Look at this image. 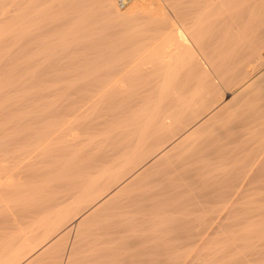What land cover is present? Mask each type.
<instances>
[{
    "label": "bare ground",
    "instance_id": "obj_1",
    "mask_svg": "<svg viewBox=\"0 0 264 264\" xmlns=\"http://www.w3.org/2000/svg\"><path fill=\"white\" fill-rule=\"evenodd\" d=\"M88 1L90 0H57L55 5L57 4L58 7L63 9L61 15L59 13V16H60L59 18L62 17L63 19L67 20L68 23H70L71 25V26L69 25L67 26L69 27H72V25L74 26L75 25L74 23L77 22L78 18H80L79 13L77 14V12L78 11L80 12V10L82 9L81 10L82 13H80V15H84V13L86 12L83 11V9L86 8L85 5L86 3H88ZM92 1H94V3L97 4L95 9L96 10L98 9L102 13V16H103L102 18H104L106 22L107 21L109 23L112 22L113 23V24L111 23L112 28L114 27L113 25H115V31H118V29H116L118 28V26H120V29L122 28L123 30H126V31H123L127 33L125 37L128 36L130 38H124V39H127L129 41L131 40V38L134 37L135 39L139 38L140 40H144L145 43L142 44L137 49H133L127 53L124 52L125 53L124 55H122L121 52L123 50L121 49L125 48V47H122L125 44L122 46L120 45L122 47L120 49V54L122 56L117 55L116 58L115 56H113L114 59L113 57L110 58L111 56L110 57L108 56L109 57L108 59L109 60L111 59L112 61L111 60L109 61L108 59H107L108 61L106 60L107 56L103 52V49L102 51H100V53L102 52L101 54L98 53L99 50L97 51L98 54L96 55H94L93 53H90L93 55V58H92V55H91V58L90 56L87 57L89 58L90 62H88L87 59L83 57L85 59L83 63L87 61L88 64L94 63L93 61L95 59L94 58L95 56H97L96 58H98V55H101L102 57L101 56L99 57H101L102 59L99 58V63L97 59V62H95L97 64L95 63L93 65L90 64V66H92L91 68L86 63L85 69L86 70L89 69L88 70L89 73H87L88 71L87 72L84 71V73L87 75L83 77L84 80L83 78L81 79L82 82L78 80L80 82L79 83L77 82V80H75L77 84L79 83L77 87L79 86L78 90L80 91V93H81V89H83L86 92L81 93L83 94L81 96L79 95L80 94L79 91H78L79 94H77V92L75 91V93L81 97L78 98V100H75V102L73 103L74 104L73 107L71 106L72 108H70L69 104L66 103V105L69 106L68 108H70L68 110L65 107L66 105L64 104V107L66 108L67 113L66 111L60 112L66 115L65 116L63 114V116L65 117L62 116V118H66L68 117V115H70V116H73L71 120L72 119L74 120L75 117H77L78 115L80 116L81 114L86 112V110H89V108H90V112L94 111L93 109L95 107L93 106L94 107L93 108L91 107V105H93V103L95 104L96 102H98L99 106L101 103H103L102 105L104 106L103 107L104 109L99 110L100 107L98 109L95 108V111H96L95 117L94 118L91 117L92 119L85 121V122L84 121L79 122L81 124H79L75 120L76 123L74 122L75 124L74 123L73 124L77 126L76 124L78 123L79 127L77 126V128H79L80 132H82L81 135H83L84 133L86 135L90 134L89 137H85L86 135L84 134L83 138H79L80 136H79L78 131L77 133L71 132L72 130L74 131V129L70 131L71 132L69 133L70 135L67 133L68 136L66 140H69L70 144L68 143H67L68 145L64 144L65 146L61 148L64 149L65 147H68L66 149H69L70 152L72 153H70L68 150L67 152L69 154L68 156H66V158L67 157L68 158L64 161V163L62 164L60 163L59 165L60 168L59 167L55 168L57 170L56 172L57 174L55 173V176L53 175L54 177L51 176L52 178H50V176L48 177V179L46 178L47 181L42 185L40 184L41 186L35 192H33L32 198H29V199L26 198L24 200L25 202L22 205H20V207H18L20 210L18 208L15 209V210L17 209L19 210V211L17 210V212H19L18 221L20 223H22V221L23 222L27 221V223H30L29 225L30 231H28V233L29 232L33 233V235L39 233V235H37L38 237L36 238L37 240L35 239V241H38V238L39 237L40 238H39L38 243L36 244L34 240L29 241L31 240V237L30 239L26 238V234L24 236L22 235L23 237L20 235L22 238L19 239L17 243L13 244L14 245L13 247L15 250L13 249L14 250L12 251L13 253L10 250L8 255L6 254L7 256H9V258L8 259L6 258L7 260L4 259L5 260L4 263L10 264L11 262V264H15L18 261L19 257L24 258V256L23 255L21 256V254H22V251H25V250H26L25 257L28 258L27 256L31 254V251L34 249L35 244L36 246L42 242L44 246L55 244V241L56 239H58V237L55 236L56 239L54 237L49 238L51 236V233L53 234L54 232H56V230L58 231V229L62 228L63 224L66 223L67 217L69 219V216L73 215L72 214L73 210H75V213H74L75 215L73 216H76V218L78 217L77 222H78V226L80 227L82 226V224L84 225V222L86 221L88 222L87 219H89L93 214H94L93 216H96L95 214L98 212H100L99 215L102 213L104 215L106 214L108 219L107 217H102V215H100L102 218L107 219V221L104 224L102 223L103 225L98 223L97 220L93 221V222L96 221V223H98L97 225L98 229L101 228L98 233L99 236L97 235L98 229L95 228L97 230L95 231L94 229L93 230L90 229L92 227H90L88 230L95 231L92 233L90 232L93 235L89 234V232L86 233V231L84 233L88 234L89 236L91 235L90 237H87L88 239L89 238L94 239L95 238L94 235L98 236L96 237L98 239V240L96 239L97 242L103 241L104 238H105L104 241H107L106 238H108L109 236H107L106 234L112 235L111 237L114 236L112 238L114 240V238L117 237L116 236L117 234L119 236L121 235L120 237H122L123 234H120L121 232L126 233V231L128 232V230L132 232L131 229H133L134 227L133 225L136 222L141 223V221L142 222L146 221L147 225L150 223V219H152L154 222V219L158 217L160 218L161 215L166 213V210H168L166 207H168L171 210V206H175L179 200L178 198L179 197L181 198L182 195H183L182 197L183 200L182 199L180 200H182L183 202L184 201L186 202V199H185L186 196H184L185 195L184 193H186L187 190H189L190 188L196 185H197L196 187L198 188L194 187V190H191V189L189 190V193L191 191H195V189L196 191H198L195 193L193 192V195H191L193 199L191 200L189 196H187L188 198L187 197L186 198L189 199L190 202L194 200L193 201L194 204L200 198L199 201L200 202L202 201L201 203L197 202L195 205L193 204L195 207L199 203L200 207L196 208L197 207L196 206L194 208V207H191L193 205H190V207L187 209L183 208L184 212L182 213V215L178 217H175L176 215H173V214L172 215L170 214L171 216L168 215L170 216V218H168L170 221L172 219L175 220V226L168 225L169 226L168 227L166 223H165V226H167L168 228L165 227L164 229V226H163V229L165 231L167 229L172 231L171 229L172 227H174L173 229L177 230V232H175L176 230L174 232L180 236L179 237L177 236V234L173 233L177 237H175L174 235L170 236V238L173 236L175 237L171 239L172 241L170 240V238L169 239L167 238L168 240H170L168 241V242H171L170 244L169 243L167 245L164 244L165 242H167V239L165 240V242H163L164 247H167L169 245L168 247H170V249L168 250L171 251L172 250L171 247H173L174 248L173 252H175V254L172 252L174 254L173 256H169L168 254H167L168 257L162 256L164 252L160 254L161 250L159 249L158 251L160 252L158 251L157 252L162 257H167V258H161V256L160 257L158 255L155 256L154 254L150 256L148 251L147 252L145 251L146 252L145 254L144 252L145 249L143 248L144 253L142 252L141 256L144 258L142 260L141 259L139 260V258H137V255L138 256L140 255L139 253H137V255H134L133 253H132L133 255L131 254L132 256H135L137 258V261L139 260V263L137 264H184L185 259L183 258L185 257L182 255L183 252H181L180 250L179 251L180 253H179L177 250H179L183 245H187L188 247L191 245L192 246V247L190 246L191 248L195 247V249H198L199 247L198 244L200 243V242L198 243V238L200 236V240H201V235H203L202 233L199 235V231H200L199 228L201 227H204L208 232H212V233L227 232L229 235V232H230L232 233L230 234L231 237L232 235L234 236L236 234H238L239 236V233H240V236L248 237V234L250 235L252 232L254 233L258 231L261 225L260 226L258 225L259 227L254 225L256 226L254 228L253 224L252 225L249 224L250 222L249 221L248 222L249 227L252 226L253 228L250 229L252 230L251 233L248 232L249 227L247 225V221H248L249 216L247 212L249 208L245 205L247 202L243 200L245 202L244 206L243 205L240 206L238 205V203L243 202L242 199H244L245 197H248L246 194L247 193L246 191H249L248 189L250 187L264 185V145H261V147L258 148V145H259L258 144L256 146L257 148L255 151H253V147H252L253 145H252L251 146L252 148L250 147V149L248 148L246 150L247 153L242 151L243 149L245 151L246 145L244 147H242L243 145L241 146V141L243 139V136L244 134L246 135L245 133L246 131L244 130L242 132L241 129L243 130V128H245L244 127L245 125L246 127L248 126L246 123H249V122L252 123V121L256 122L257 119L259 120V118L264 115V96L263 97L260 96L262 97L260 98L261 100L260 103L256 102L258 101V96L257 97L255 96L257 98L255 102L253 101V99L255 98H253L254 96H252L254 95L252 94L254 92H256V95H257L258 91H259V94L261 95L262 93H260V91L264 90V0H130L122 9H120L115 4L114 0H92ZM1 12L4 13L3 11ZM42 12L43 10L41 11V13ZM93 13L94 11L92 10V12L90 13L91 15L89 14L88 16L92 17L94 15ZM42 14L45 15L47 13L44 12ZM57 18H58V15H57ZM29 19L28 20L31 21V18ZM98 20L97 22H99ZM55 23H58V22L56 21ZM80 23H82V21ZM141 23L142 24L146 23L147 26L140 30L138 29V31L136 32L135 29L138 28ZM64 24H67V23H64ZM82 24H85V23H82ZM92 24L94 23L92 22ZM55 25L56 24L52 26L54 28L60 27V25L59 26H55ZM69 27H66V28L68 29ZM75 28L77 29L78 27H75ZM90 28H87L89 29L88 31H91ZM50 29L52 30V28ZM83 29L85 28H82V31H84ZM87 29H85V31ZM82 31H79V32H82ZM34 33H36L37 35V32H34ZM123 35H122V38H123ZM212 36H213V41L211 40ZM21 37L24 38V35ZM34 37H37V36L34 35ZM66 37L67 36H65V39ZM85 37L83 38L85 39ZM90 37H91V34H90ZM103 37L104 36H102L101 38ZM112 37L113 39H115L114 36ZM78 38H76V40H78ZM30 39L32 40L33 38H30ZM86 39H89V37H87ZM139 39L135 41L136 42L138 41L139 43L140 42ZM85 41L86 40H84V42ZM114 41L116 40H113V42ZM135 41L133 40V42ZM23 42H24V39H23ZM136 42L134 44H136ZM141 42L143 43V41ZM120 43H123V42L121 41ZM62 44L63 46L65 45L64 43ZM126 44H127V41H126ZM117 45H119L118 42H117ZM18 47H19V43H18ZM62 48H65V47H62ZM62 48L60 49L63 50ZM105 48H104V51L107 50ZM21 49L22 48H20L19 50ZM22 50H25V49L23 48ZM43 50L45 49H42V51ZM111 50L114 53V49H111ZM47 51L49 50L47 49ZM76 51L78 52V49ZM95 51L93 50V52ZM24 52H27V51H24ZM52 52L54 53L53 49H52ZM84 54L86 53L84 52ZM84 56H87V55H84ZM45 58L46 57H44V59ZM68 59L70 58L68 57ZM67 60L66 62L70 63ZM72 60L73 59H71V61ZM75 60H77V58ZM253 66L255 68L258 67L257 69H259V70H255L252 72V73H255L257 71L255 74L251 75V77H249L247 81H244V83H241L238 86H236L235 84V88L230 87L231 89L230 88L229 90L227 89V91L223 95H220V92L222 90H220L219 92V89H221L222 87H220L221 85L219 86V84L229 83L228 85H232L230 84L232 83L230 81L233 78H236V76L241 74V72L246 71V69L248 68L251 70V67ZM74 69L75 68H73V70ZM154 70L159 71L160 72L159 75ZM153 71L155 74H157V75L154 74L155 77L156 76L158 77H157V81L154 80L155 84L154 82H152L154 85L151 86L150 85L151 77L149 76L148 80L146 78H148L149 74L153 75ZM69 73L71 72L69 71ZM134 73H135V76L137 75L136 77H138V79L140 78L139 79L140 82L137 83L139 84V87L140 88L145 87V88L142 91L139 90L138 89L139 87L136 86L137 84H134L135 83L134 82L132 83V85H135L138 91L135 92L136 89L135 90L131 89V91L133 90L135 92V93H131L129 89L130 93L128 92L125 94V91L128 88H130L129 83L132 82V81L130 82V80L133 79L132 76H134L133 75ZM42 75H45V74H41V76ZM77 75L78 74H76V77ZM130 75H132L131 76L132 78H129L130 80L128 83L127 78ZM241 77H238V78H241ZM151 79H153V77ZM69 80H68V83H69ZM238 80H240L241 82V79H238ZM133 81L135 80L133 79ZM127 83L129 85H127ZM75 85L76 84H74L73 87H75ZM132 88H134V86ZM69 94L71 93L69 92ZM72 96L74 98V94L73 95L71 94V98ZM241 105L243 107H245L244 105H246V107L242 108ZM247 106H248L247 112H243V110L246 109ZM238 107L242 109L241 111L242 113L236 112L238 111ZM64 110L65 109L62 108V111ZM60 113L59 114L57 113L56 115L61 116ZM260 120L262 119L260 118ZM64 121L66 122V120ZM71 123L72 121L70 122L69 120L68 124L71 125ZM256 124L254 125L255 129L257 128L256 126L261 124V122L258 123V125ZM74 125H71V126H74ZM215 125H217L218 127L219 126L222 127V125H224L225 127L221 129H219L220 128L219 127L218 129L215 130L214 129ZM262 125L264 124H261L260 126ZM247 128H251V127L248 126ZM262 129L264 130V127ZM51 132L49 133L51 134ZM247 132L251 133L248 130ZM49 133L47 132V134ZM54 134H52L53 139H56V141L59 140L57 137L59 136L57 132H55ZM60 134H62L60 136H63L62 132ZM46 137L48 136H44L43 139H45ZM244 137L246 140L249 138V137L246 138L247 136H244ZM51 142L53 144V141ZM262 143H264V140ZM71 145L74 147L73 151L72 149H70L72 147ZM3 146L4 145H2L1 148H3ZM50 147L52 146L46 147V149H49ZM5 148L8 149L7 147ZM5 148H4V151L6 150ZM58 148L59 146L54 147V149L52 148L51 150L49 149L50 151L49 156L55 157L57 155L56 150ZM249 150L251 152H249ZM241 151L242 153H245V154H239V152ZM0 152H1L0 153L1 155L4 153L3 151H0ZM37 154H39V151ZM144 155L145 156L147 155V157L149 156V158L146 161L144 159L145 162H143L142 161L143 159L141 158V157L144 158ZM2 157L0 159H2ZM35 157L38 158V156H35ZM49 159H53V158L49 157ZM4 161H6V159H4ZM30 161L31 163L33 162V160H30ZM13 163H15V158H14ZM26 164H29V163H26ZM13 165L15 166V164H12V166ZM39 165L40 164H38V166ZM3 168L1 170H3ZM17 168H20V167L18 166ZM15 170L17 171L18 169L15 168ZM27 171H29V169ZM8 173H9V169H8ZM18 174L16 173V175ZM10 176L12 175L10 174L9 177ZM140 180H141V184H139L140 182L138 183V181ZM3 181H6V180H3ZM44 181L45 180H43V182ZM3 183L2 185L3 186L5 185L6 187V183H8V181L5 184ZM136 183L140 185L138 188L141 187L140 189L141 191H139V189H136L138 191H135V192L129 191L128 194L123 195V192H126L125 190L129 189V187L131 186H134V184ZM142 184L143 186L146 185V188L147 187L148 188L145 190H142L143 188H145V187L142 188ZM149 184H150V187L147 186ZM198 185L199 186L202 185V188L200 189H203V190H200ZM10 186H11V183H10ZM18 187H19V183H18ZM1 188H3L2 186L0 187V190L4 189L6 191V188H3V189ZM257 188L260 189V187H257ZM4 190L0 192V198L2 199V197H4L3 200L0 199L1 202L4 201V199L6 200L5 198L6 192ZM10 190L8 191L10 192ZM19 190L21 189H18V191ZM196 193H199L197 195L199 198L196 195H194ZM18 194L14 193L13 195L15 196ZM10 195L11 193L8 196L10 197ZM253 195L254 194H252V196ZM196 197L198 198V200L196 199ZM256 198L258 197L256 196ZM254 200L256 201V199H253V202ZM181 202H179L178 204H180ZM81 203L85 204V205L83 204L84 206L82 208L79 207ZM168 204L169 206H167ZM235 204H237L239 207ZM256 206H258V204H256ZM181 207L183 206L181 205ZM254 209L255 208H253V210ZM261 209L263 210V208ZM76 210L78 211L83 210V212L82 213L80 212L81 214L77 212L78 214H80L78 215L76 213ZM13 211L14 210H12L11 214H14ZM171 211L173 213V210ZM13 216L14 218H17L15 215ZM8 217H6V220ZM252 217H253V214H252ZM259 218H260V215H259ZM260 219H262V217ZM9 220H10L9 223L14 222L12 219H9ZM2 221L1 223L4 224ZM15 223L17 222L15 221ZM92 223L90 224L92 225ZM143 223L145 224V222ZM99 224H100V227H99ZM151 224H153L152 221H151ZM19 225L20 224H18V226ZM25 225H23L22 227H25ZM140 225L136 223L135 227L138 228ZM142 226H140L141 230L146 227L144 226V228H142ZM246 226L248 228H246ZM27 227L28 225H26V228ZM148 227H146V229ZM70 228H71V225H68L66 226V228H64L65 231L64 230L63 231L67 232L70 230ZM158 228L160 229L161 227H158ZM245 228L247 232L242 233V231H246L244 230ZM80 229H79V233L77 234H79V236L82 237V235H85V234H82L83 233L81 232L82 229L81 230ZM22 230L23 229L21 230L19 229V231L21 232ZM85 230H87V228ZM206 230H204L203 233ZM63 231L61 230L60 232L64 233ZM83 231H84V228H83ZM178 231L180 232L178 233ZM134 232L135 231L133 230V233ZM8 233L6 235H8ZM80 233L82 235H80ZM129 233H127V235H129ZM100 234L101 236L104 235L103 236L104 238L100 239L101 238ZM183 238H186V239L188 238L189 240L186 241V240H183ZM224 238H227V237L225 236ZM16 239L14 240L16 241ZM52 239L53 241H51ZM62 239H64V237ZM88 239H85V240L89 242ZM11 240L12 239H10V242ZM77 240L78 238L73 240L72 246L70 245V248H68L69 251L65 253V258H64L65 263L63 264H72L73 261L75 263V259H72V263L70 261V258L73 256L72 251H74V249L76 248L75 245L80 244L81 241L83 244H85L83 239L79 240L80 241V242L78 241L79 243L77 242ZM220 240L226 241V239H220ZM220 240H219L220 245L221 244L223 245V243ZM227 240H228L227 243H224L225 246L226 244L232 242L233 239L232 240L227 239ZM65 241L66 240L61 241V242H65ZM117 241L121 242L118 239H116V242ZM142 241H145V240L141 239L140 241L141 244L143 245ZM31 242L32 244L33 242L35 243L34 247H31L32 246ZM76 242L77 244L74 245V243ZM88 242H86L87 245L85 244L83 246L82 244L83 248L86 247V249H88V246L91 245L90 243H93V244L96 243V241H94L95 243L93 241L90 243ZM125 242L123 244L125 246V249L129 248L130 244H128L127 242V244L125 245ZM56 243H59V241L58 242L56 241ZM219 243L216 245L220 246ZM10 244H12V242ZM16 244L17 246L21 245L20 247H17V248H21L19 249L21 252L16 249ZM133 244L134 243L132 242L131 246ZM201 244L203 245L202 242L200 243V245ZM142 245L141 247H143ZM202 245L201 247L203 246L205 247V245L203 246ZM222 245L220 246V249H222ZM22 246H25L26 249L24 250V247H23V250H22ZM108 246L109 244L107 245V247ZM10 247H7V248L9 249ZM94 247L97 248L95 245H93V247L91 245V247L87 250V252L89 251L90 253L91 252L93 253L92 251L93 249L91 250V248H94ZM100 247L103 248L102 250H104L105 248V246L104 247L100 246ZM137 247L139 248V250L140 249L142 250V248H140L139 246H136L134 248L137 249ZM144 247H146V245ZM155 247H156V244H155ZM72 248L73 250H71ZM57 250L58 249H56V251ZM99 250L100 249H98V252ZM127 250L131 251L132 249L129 248ZM215 250H218V249H215ZM152 251L153 250H151V253H155L154 251L153 252ZM162 251H164V249ZM18 252H20V254H18ZM58 252H61V250ZM94 252H97V250ZM157 252L155 254H157ZM210 252L211 250L207 254H209ZM81 253L82 252L78 254H81ZM123 253H124V256L127 255V254L125 255V252ZM37 254L39 253L37 252ZM62 254H64V251ZM191 254L193 255L192 252ZM18 255L19 257H17ZM196 255L201 256L200 253H197ZM81 256L84 258L82 254ZM104 256H107V255H102V257ZM33 257L32 258L30 257V258L33 259ZM48 257L50 258V256ZM82 257L77 258V260ZM15 258L17 259V261ZM190 258H191L190 260H192V256ZM40 259H38L37 262H39ZM131 261L132 263L129 262L127 264L135 263L133 260ZM4 263L2 262V264ZM190 263L192 262L190 261Z\"/></svg>",
    "mask_w": 264,
    "mask_h": 264
},
{
    "label": "rangeland",
    "instance_id": "obj_2",
    "mask_svg": "<svg viewBox=\"0 0 264 264\" xmlns=\"http://www.w3.org/2000/svg\"><path fill=\"white\" fill-rule=\"evenodd\" d=\"M56 1L57 0H0V143H2V144H0L1 146L2 145H4L3 146V148H1V146H0V151H3L4 153L1 155L0 154V156L2 157V159H0V170L3 168V167H5V168H3V170L5 171L6 169V171L4 172L3 170H1L0 171V187L2 186L3 188H6V191L3 189V188H1V189H3L5 192V198H6V200L4 199V201H5V203H4V201H0V264H2V262L4 263V259H8L9 258V256H7L8 255V253H9V251L11 250V252L12 251H14L15 249H14V245L13 244H15V243H17L18 241H19V239H21L25 234H26V238H28V239H30V237H31V240H29V241H32V240H34V242L37 244L38 243V241H39V238H38V241H35V239L38 237L37 235H39V233L38 234H34L33 235V233H28V231H30V223H27V221L26 222H23L22 221V223H20L19 221H18V213L19 212H17V210L19 209L18 207H20V205H22L25 201V199L27 198V199H29V198H32V196H33V192H35L42 184H44L47 180H46V178L48 179V177L50 176V178H52V177H54L55 176V173L57 172V170L55 169V168H57V167H59L60 168V163L62 164V163H64V161L68 158H66V156H68V150L69 149H66V148H68V147H65L64 149H62L63 148V146H65L64 144H70V142H69V140H66V138H67V136H68V134L69 133H71V132H76L77 133V131L79 132V138H83L84 137V134L83 135H81L82 134V132H80V130H79V128H77V126H78V123L79 122H85V121H88V120H90V119H92V118H94L95 117V115H96V111H95V108L96 109H98L99 107L101 108H99V110H103L104 108V106L102 105L103 103H101L100 104V106H99V104H98V102H96L95 104L93 103V105H91V107H93L92 109L95 111H91L90 112V108H89V110H86V112H84L83 114H81L80 116L78 115H76L77 117H75V119L73 120H71V118H73V116H70V115H68V117H66V118H68V119H66V118H62V116H63V114L64 113H60V112H65L66 111V108H67V110L68 109H70V108H72L73 107V103L75 102V100H78V98H80L83 94H81V93H85L86 91H84L83 89H81V93H80V91L78 90L79 89V86L77 87V85H79V83L80 82H82V78L83 77H85L87 74H85L84 73V71L85 72H87L88 70H86L85 69V65H86V63H87V61L88 62H90L89 61V58H87L88 56H90V58H91V55L92 54H90V53H93L94 55H96V54H98V53H100V51H102V49H103V52L106 54V60L110 57V58H112L113 56H115V58H116V56L118 55V56H122V55H124L125 53H127V52H130L131 50H133V49H137L138 47H140L142 44H144L145 42H144V40H140L139 38H131V40H127V39H124V38H130V37H125L126 35H127V33L126 32H123V31H126V30H123L122 28L120 29V26H118V28H116V29H118V31H115V25H113L114 27L112 28V24L111 23H109L108 21L106 22L105 21V19L104 18H102L103 16H102V13L97 9H95L96 8V5L97 4H95L94 3V1H92V0H90V1H88V3H86V5H85V9H83V11H85L86 13H84V15H80V13H82L81 12V10H80V12L78 11L77 12V14L79 13V16H80V18H78L77 19V22L76 23H74L75 25H77V26H73L72 25V27H73V29H72V27H69V26H71L70 25V23H68V21L67 20H65V19H63L62 17L61 18H59L60 16H59V13H60V15H61V13H62V11H63V9L62 8H60V7H58L57 6V4L55 5V3H56ZM48 2V3H47ZM4 3V4H3ZM47 3V4H46ZM163 4V3H162ZM56 7V8H55ZM58 7V8H57ZM92 9H91V8ZM2 8V9H1ZM60 8V9H59ZM46 9V10H45ZM58 9V10H57ZM120 9H122V8H120ZM43 10V12L42 13H47V14H45V15H43L42 13H41V11ZM45 10V11H44ZM90 10V11H89ZM92 10L94 11V15L92 16V17H89L88 15L92 12ZM1 11H3L4 13H2ZM18 14H17V13ZM38 12V13H37ZM113 12V11H112ZM111 12V13H112ZM26 13V14H25ZM33 13H34V15H33ZM26 16H25V15ZM32 14V15H31ZM28 15V16H27ZM31 15V16H30ZM39 15V16H38ZM41 15V16H40ZM57 15H58V18H57ZM91 15V14H90ZM34 16V17H33ZM26 17V18H25ZM33 17V18H32ZM50 17V18H49ZM87 19H86V18ZM2 18V19H1ZM29 18H31V21H29L30 19ZM52 18V19H51ZM97 18V19H96ZM29 19V20H28ZM42 19H44V20H42ZM96 19V20H95ZM99 19V20H98ZM21 20V21H20ZM33 20V21H32ZM97 20L99 21V22H97ZM44 21H45V23H44ZM58 22V23H55V22ZM66 21V22H65ZM82 21V23H85V24H82V23H80ZM86 21H88V22H86ZM90 21V22H89ZM94 23V24H92V22ZM103 21H105V22H103ZM20 22V23H19ZM43 22V23H42ZM97 22V23H96ZM18 23V24H17ZM60 23V24H59ZM63 23V24H62ZM64 23H67V24H64ZM99 23V24H98ZM108 23V24H107ZM29 24V25H28ZM35 24V25H34ZM39 24V25H38ZM47 24V25H46ZM54 24H56L55 26H59L60 25V27H53L52 25H54ZM95 24H96V26H95ZM111 24V25H110ZM21 25H22V27H21ZM38 25V26H37ZM66 25V26H65ZM67 25H69V26H67ZM17 26V27H16ZM28 26H29V28H28ZM43 26V27H42ZM87 26V27H86ZM98 26V27H97ZM147 26V24L146 23H141L140 24V26L138 27V28H136L135 29V31L137 32L138 31V29L140 30V29H142V28H145ZM32 27V28H31ZM42 29H41V28ZM66 27H69L68 29L66 28ZM75 27H78L77 29L75 28ZM91 27V28H90ZM97 27V28H96ZM22 28V29H21ZM48 28H49V30H48ZM50 28H52V30L50 29ZM70 28H71V30H70ZM82 28H85V29H87V28H90V30L91 31H88L89 29H87L86 31H85V29H83L84 31H82ZM96 28V29H95ZM109 28H111V29H109ZM47 29V30H46ZM106 29V30H105ZM113 29V30H112ZM36 30V31H35ZM42 30V31H41ZM105 30V31H104ZM27 31V32H26ZM33 31V32H32ZM47 31H49V32H47ZM72 31V32H71ZM79 31H82V32H79ZM88 31V32H87ZM108 31V32H107ZM120 31H122V32H120ZM19 32V33H18ZM28 32H30V33H28ZM34 32H37V35H36V33H34ZM92 32V33H91ZM107 33V35H106V33ZM113 32V33H112ZM44 33V34H43ZM122 33V34H121ZM68 34V35H67ZM88 34V35H87ZM90 34H91V37H90ZM93 34V35H92ZM109 34V35H108ZM114 34V35H113ZM117 34V35H116ZM119 34V35H118ZM124 34V35H123ZM24 35V38L23 37H21V36H23ZM34 35L35 36H37V37H34ZM79 35V36H78ZM111 35V36H110ZM115 35H116V37H115ZM122 35H123V38H122ZM10 36H12V37H10ZM29 36V37H28ZM65 36H67L66 37V39H65ZM76 36V37H75ZM85 37V36H87V37H89V39H86L87 37H85V39L83 38V37ZM102 36H104L103 38H101ZM112 36H114V38L115 39H113V37ZM63 37V38H62ZM70 37H72V38H70ZM74 37V38H73ZM79 37V38H78ZM100 37V38H99ZM112 37V38H111ZM24 39V42H23V39ZM30 38H33L32 40L30 39ZM71 40H70V39ZM76 38H78V40H76ZM82 38H83V40H82ZM106 38V39H105ZM108 38V39H107ZM216 38V37H215ZM215 38H214V40H215ZM65 39V40H64ZM101 39V40H100ZM116 40V41H114L113 42V40ZM140 40V42L141 41H143V43L141 42H139L138 43V41L136 42L135 40ZM30 40V41H29ZM62 40V41H61ZM69 42H68V41ZM74 40V41H73ZM84 40H86L85 42H87V43H85L84 42ZM88 40V41H87ZM95 40V41H94ZM133 40L136 42V44H134L135 42H133ZM211 40L213 41V36L211 37ZM33 41V42H32ZM66 41V42H65ZM73 41V42H72ZM96 41H98V42H96ZM123 42V43H120V42ZM126 41H127V44H126ZM60 42H61V44L62 43H64L65 45L63 46V44H62V46H61V44H60ZM79 42V43H78ZM101 42H102V44H101ZM117 42L119 43V45H117ZM129 42V43H128ZM132 42V43H131ZM18 43H19V47L20 48H24L25 50H19L20 48L18 47ZM33 43V44H32ZM41 43H42V45L44 44V45H46V46H42L41 45ZM66 43H68V44H66ZM75 43H76V45H75ZM84 43V44H83ZM115 43V44H114ZM60 44V45H59ZM70 44H71V46H70ZM86 44H87V46H86ZM94 44V45H93ZM110 44V45H109ZM125 44V45H124ZM132 44V45H131ZM21 45V46H20ZM29 45H31L32 46V48H31V46H29ZM66 45H68V46H66ZM103 45H105V46H103ZM113 45V46H112ZM117 47H116V46ZM122 45H124V46H122V47H125V48H123V49H121L122 47L121 46ZM129 45V46H128ZM131 45V46H130ZM137 47H136V46ZM42 46V47H41ZM61 46V47H60ZM75 46H76V48L78 49V52L76 51L77 49L75 48ZM100 46V47H99ZM103 46V47H102ZM112 46V47H111ZM118 46H120V47H118ZM127 46V47H126ZM18 47V48H17ZM26 47H27V49H26ZM30 47V48H29ZM62 47H65V48H62ZM68 49H67V48ZM71 47V48H70ZM84 47V48H83ZM85 47H86V49H85ZM106 47V48H105ZM60 48H62L63 50H61ZM76 50H75V49ZM88 48V49H87ZM101 48V49H100ZM104 48L105 49H107V50H105L104 51ZM109 48V49H108ZM129 48V49H128ZM42 49H45V50H43L42 51ZM47 49L49 50V51H47ZM52 49L54 50V53L52 52ZM56 49V50H55ZM59 49V50H58ZM73 49V50H72ZM81 49V50H80ZM83 49V50H82ZM111 49H114V53L116 54H114L113 53V51L111 50ZM115 49H117V50H115ZM120 49L121 50H123L121 53H122V55L120 54ZM75 50V51H74ZM85 50V51H84ZM93 50L95 51V52H93ZM99 50V51H98ZM24 51H27V52H24ZM45 51V52H44ZM59 51V52H58ZM86 53V54H84V52ZM87 51V52H86ZM97 51H98V53H97ZM107 51V52H106ZM112 51V52H111ZM49 52H50V54H49ZM72 52V53H71ZM75 52V53H74ZM119 52V53H118ZM125 52V53H124ZM54 55H53V54ZM58 55H57V54ZM102 53V52H101ZM100 53V54H101ZM53 56H52V55ZM78 54V55H77ZM108 54V55H107ZM50 55V56H49ZM81 55H83V56H81ZM84 55H87V56H84ZM103 55V54H102ZM71 56H72V58H71ZM76 56V57H75ZM78 56H79V58H78ZM99 56H101V55H98V58H96L97 56H95L94 58V63L95 62H97V59H98V63H99V58L100 59H102L101 57H99ZM104 56V55H103ZM109 56V57H108ZM44 57H46L45 59H44ZM64 57V58H63ZM68 57L70 58V59H68ZM85 59H87V61H85L84 63H83V61L85 60ZM77 58V60H75ZM83 58V59H82ZM92 58H93V55H92ZM105 58V57H104ZM103 58V59H104ZM68 61V62H70V63H67L66 62V60ZM71 59H73L72 61H71ZM113 59H114V57H113ZM65 60V61H64ZM80 60V61H79ZM105 60V61H106ZM109 60V59H108ZM107 60V61H108ZM111 60V59H110ZM109 60V61H110ZM91 61H92V59H91ZM101 61V60H100ZM112 61V60H111ZM63 62V63H62ZM104 62V61H103ZM65 63H67V64H65ZM72 63H73V65H72ZM94 63H87V65L91 68L92 66H90V64H94ZM101 63V62H100ZM42 64H44V65H42ZM48 64H49V66H48ZM82 64V65H81ZM95 64H97V63H95ZM38 65V66H37ZM46 66H48V67H46ZM67 66V67H66ZM69 66V67H68ZM256 66V65H255ZM38 67H40V68H38ZM42 67H44V68H42ZM78 67V68H77ZM82 67H84V68H82ZM47 68V69H46ZM51 68V69H50ZM68 68V69H67ZM73 68H75L74 70H73ZM258 67H251V70L248 68V69H246V71H244V72H241V74H239L238 76H236V78H233L230 82H232V83H230V84H232V85H228L227 83H222V84H219V86L220 87H222L221 89H219V92H220V90H222L221 92H220V95H223L226 91H227V89L229 90V88L230 87H233V88H235V84H236V86H238V85H240L241 83H244V81H247L248 79H249V77H251V75H253V74H255V73H252L253 71H255V70H259V69H257ZM7 69H8V71H7ZM56 69V70H55ZM49 70H51V71H49ZM73 70V71H72ZM248 70H250V71H248ZM69 71L71 72V73H69ZM155 71V70H154ZM154 71H153V75L152 74H149L148 75V78H146L147 80L149 79V76L152 78L153 77V79H151L150 78V80H151V83L152 82H154V80L155 81H157V77L158 76H156L155 77V75H157V74H155L154 73ZM6 72H8V73H6ZM44 72V73H43ZM155 72H157L158 73V75H159V71H155ZM251 72V73H250ZM68 75H67V74ZM87 73H89V71L87 72ZM41 74H45V75H42L41 76ZM72 74V75H71ZM76 74H78L77 75V77H76ZM155 74V75H154ZM37 75V76H36ZM71 75V76H70ZM134 76H132V75H130L127 79H128V83H129V78H132L133 77V79L135 80V81H133V79L132 80H130V82L131 83H129L130 84V88H128L126 91H125V94L126 93H130V91H131V89H133V90H135L136 89V87H135V85H132V83H134V84H137V83H139L140 81H139V79H138V77H136L135 76V73L133 74ZM39 76V77H38ZM44 76V77H43ZM46 76V77H45ZM50 76V77H49ZM52 76V77H51ZM132 76V77H131ZM243 78H242V77ZM72 77H74V78H72ZM136 77V78H135ZM238 77H241V78H238ZM11 80H10V79ZM245 78V79H244ZM70 79V80H69ZM72 79V80H71ZM126 79V80H127ZM238 79H241V82H240V80H238ZM68 80H69V83H68ZM74 80V81H73ZM75 80H77V82H79L78 84H77V82L75 81ZM79 80V81H78ZM83 80H84V78H83ZM153 80V81H152ZM239 82H238V81ZM243 80V81H242ZM17 81H19V82H17ZM141 81H142V79H141ZM233 81H235V82H233ZM71 82H72V84H71ZM238 82V83H237ZM127 83V85H129ZM150 83V85L151 86H153L154 84H155V82H154V84L152 83L151 84ZM68 84H70V85H68ZM74 84H76L75 85V87H73L74 86ZM141 85V84H140ZM72 87V89H71V87ZM134 86V88H132ZM136 86H138L139 87V84H137ZM226 86V87H225ZM128 87V86H127ZM219 87V88H220ZM67 88H69V89H67ZM145 87H139L138 89L139 90H143ZM232 88V89H233ZM75 89V90H74ZM129 89H130V91H129ZM231 89V88H230ZM71 90H72V92H71ZM131 91V93H135L136 91H138L137 89L135 90V92L134 91ZM75 91L77 92V94H79V95H81V96H79V95H77L76 93H75ZM78 91H79V93H78ZM264 91V90H263ZM263 91H260V93H262L261 95L259 94V91H258V93H257V95H256V92H254V93H252V94H254V95H252V96H254L253 98H255V99H253V101L255 102V100H257V96H258V101H256L257 103H260L261 102V100H260V98H262L263 96H264V92ZM69 92L73 95L74 94V98H73V96H72V98H71V94H69ZM69 94V95H68ZM68 95V96H67ZM256 96V97H255ZM260 96H262V97H260ZM69 97V98H68ZM77 97V98H76ZM72 100H71V99ZM69 99V100H68ZM70 101V102H69ZM72 102V103H71ZM253 102V103H254ZM66 103H68L69 104V106H70V108H68L69 106L68 105H66ZM64 104L66 105L65 107H64ZM71 104V105H70ZM243 105V104H242ZM241 105V106H242ZM72 106V107H71ZM97 106V107H96ZM245 107H246V105H244ZM245 107H243L242 106V108H245ZM62 108L63 109H65L64 111H62ZM59 110V111H58ZM98 110V111H99ZM236 110V109H235ZM245 110V111H244ZM243 110V112H247V110H248V106H247V108L246 109H244ZM242 111V109L240 108V107H238V111H236V112H238V113H242L241 112ZM94 112V113H93ZM61 114V116L60 115H56V114ZM66 113H67V111H66ZM65 115V114H64ZM92 115V116H91ZM66 116V115H65ZM65 116H63V117H65ZM83 116V117H82ZM89 116H90V118H89ZM264 116V115H263ZM263 116L262 117H260L262 120H260V118H259V120L257 119L256 120V122H257V124H256V122L255 121H252V123H246L249 127H251V128H247L246 127V125L244 126L248 131H250L251 133H249V132H247V130L245 129V128H243V130L241 129V131L243 132L244 130L246 131L245 133H246V135L244 134V136H247L246 138H248L247 140L245 139V137L243 136V139H242V141H241V146L242 147H244L245 145V151H244V149L242 150L243 152H245V153H247L246 152V150L249 148L250 149V147L252 146L253 147V151H255L256 150V146L258 145V148L259 147H261V145H264V143H262L263 142V140H264V130L262 129L263 127H264V125H262V126H260L261 124H264V118H263ZM70 117V118H69ZM92 117V118H91ZM66 120V122L64 121V120ZM81 119H82V121H81ZM69 120H70V122L72 121V123H71V125H74L75 123H76V121L78 122L76 125L77 126H71V125H69L68 124V122H69ZM76 120V121H75ZM259 121V122H258ZM75 122V123H74ZM261 122V124L260 125H258V123H260ZM74 123V124H73ZM256 125H258V126H256L257 128L255 129V124ZM79 124H81V123H79ZM216 124H218V123H216ZM220 124V123H219ZM254 124V125H253ZM217 125H215V127H216ZM58 127V128H57ZM79 127V126H78ZM214 127V126H213ZM214 127V129L216 130V129H218L219 127L217 126L216 128ZM223 127H225L224 125H222V127H220L219 129H221V128H223ZM259 128H260V130H259ZM55 131H54V130ZM60 131H59V130ZM69 129V130H68ZM72 129H74V131L72 130ZM254 129V130H253ZM64 132H63V131ZM69 132H68V131ZM72 130V131H71ZM52 131V132H51ZM71 131V132H70ZM219 131V130H218ZM254 133H253V132ZM47 132L49 133V132H51V134H50V136H49V134H47ZM55 132H57V134L60 136V135H62V134H60L61 132L63 133V136H60V138H59V136H57L58 137V139L59 140H57L56 141V139H53V137H52V134H54ZM59 132V133H58ZM66 132V133H65ZM215 132V131H214ZM217 132V131H216ZM68 133V134H67ZM47 134V135H46ZM66 134V135H65ZM251 134V135H250ZM65 135V136H64ZM70 135V134H69ZM86 135V134H85ZM90 135V134H89ZM89 135L87 134L85 137H89ZM260 135V136H259ZM44 136H48V137H46L45 139H43L44 138ZM54 136H55V134H54ZM255 138H253V137ZM263 136V137H262ZM251 137H252V139H251ZM48 138H49V140H48ZM42 139V140H41ZM50 139H51V141H53V144H52V142L50 141ZM248 142V144H247V142ZM249 140V141H248ZM261 140H262V142H261ZM56 141V142H55ZM67 141V142H66ZM246 143H245V142ZM3 142H4V144H3ZM55 142V143H54ZM251 142V143H250ZM44 143H45V145H44ZM51 143V144H50ZM6 144V145H5ZM48 144V145H47ZM67 144V145H68ZM38 145V146H37ZM59 146V148L56 150V153H57V155L55 156V157H51V156H49V154H50V151H49V149L51 150L52 148L54 149V147H58ZM39 146H41V147H39ZM45 146V147H44ZM49 146H52V147H50L49 149H46V147H49ZM72 146V145H71ZM5 147H7L8 149H6ZM62 147V148H61ZM241 147V148H242ZM251 147V148H252ZM4 148L6 149L5 151H4ZM36 148H37V150H36ZM44 148V149H43ZM61 148V149H60ZM70 148V147H69ZM74 147L72 146L70 149H72V151L74 150L73 149ZM36 150V151H35ZM49 152H48V151ZM61 150H63V151H61ZM38 151H39V154H37L38 153ZM46 153H45V152ZM58 151V152H57ZM60 151V152H59ZM242 151L241 152H239V154H245V153H242ZM7 152V153H6ZM15 152V153H14ZM37 152V153H36ZM52 152V151H51ZM63 152V153H62ZM69 152H70V150H69ZM249 152H251L250 150H249ZM248 152V153H249ZM1 153V152H0ZM6 153V154H5ZM36 153V154H35ZM43 153H45V154H43ZM70 153H72V152H70ZM18 154V155H17ZM41 154H42V156H41ZM48 154V155H47ZM65 154V155H64ZM11 155V156H10ZM71 155V154H70ZM24 156V157H23ZM35 156H38V158L37 157H35ZM50 158H53V159H49V157ZM0 157V158H1ZM20 157H22V158H20ZM34 157V158H33ZM58 157H60V158H58ZM14 158H15V163H13L14 162ZM31 158V159H30ZM33 158V159H32ZM143 160V162H145L148 158H149V156L147 157V155L145 156L144 155V158L143 157H141ZM4 159H6V161H4ZM17 159H18V161H17ZM22 161H21V160ZM28 159H30V160H33V162L31 163V161L30 160H28ZM42 159V160H41ZM50 161H49V160ZM144 159H145V161H144ZM36 160V161H35ZM39 160V161H38ZM60 162H59V161ZM63 160V161H62ZM24 161V162H23ZM29 161V162H28ZM45 161V162H44ZM139 161V160H138ZM140 161H141V159H140ZM3 162H4V164H3ZM17 162V163H16ZM22 162V163H21ZM36 162V163H35ZM143 162H141V163H143ZM25 163V164H24ZM26 163H29V164H26ZM36 165H35V164ZM43 163V164H42ZM57 163H59V164H57ZM140 163V164H141ZM1 164H3V165H1ZM12 164H15V166L13 167L12 166ZM25 166H24V165ZM38 164H40L39 166H38ZM139 164V165H140ZM11 165V166H10ZM34 165V166H33ZM57 165V166H56ZM2 166V167H1ZM20 167V168H17V167ZM27 166V167H26ZM33 166V167H32ZM29 167H31V168H29ZM62 167V166H61ZM15 168L16 169H18L17 171L15 170ZM35 168V169H34ZM8 169H9V173H8ZM29 169V171H27ZM33 169V170H32ZM22 170H23V172H22ZM56 170V171H55ZM60 170V169H59ZM21 171V172H20ZM33 171V172H32ZM14 172V173H13ZM33 173V174H31V173ZM12 175V176H10V177H12V178H10L9 177V175ZM16 173L18 174V173H20V174H18V175H16ZM29 173V174H28ZM31 174V175H30ZM57 174V173H56ZM5 175V176H4ZM8 175V176H7ZM29 175V176H28ZM54 175V176H53ZM26 176V177H25ZM52 176V177H51ZM2 177V178H1ZM5 178V179H4ZM3 180H6V181H3ZM43 180H45L44 182H43ZM1 181H2V183L3 184H5L7 181H8V183H6V187H5V185L3 186L2 185V183H1ZM17 182V183H16ZM22 182V183H21ZM41 182H43V183H41ZM140 182V183H139ZM143 182V181H142ZM10 183H11V186H10ZM15 184V185H13V184ZM18 183H19V187H18ZM138 183L139 184H141V180L140 181H138ZM24 184V185H23ZM41 184V185H40ZM13 185V186H12ZM21 185H23V186H21ZM135 186V187H134ZM134 186H131V187H129V189H127V190H125L126 192H123V195L124 194H128L129 193V191L130 192H135V191H138V190H136V189H139V191H141L140 189H141V187L140 188H138L140 185H138L137 183L136 184H134ZM147 186H149L150 187V184L149 185H147ZM152 186V185H151ZM197 186V185H196ZM196 186H194L195 188H198V187H196ZM199 186V185H198ZM262 186H264V185H261V186H254V187H250L248 190L249 191H246L247 193V196L248 197H245L244 199H242V201L244 200V201H246L247 203L245 204V202L243 201V202H239L238 203V205H243L244 206V204L249 208L248 209V212H247V214H248V216H249V218H248V221H247V225H248V222H249V224L250 225H252L253 224V227L255 228L256 226L257 227H259L260 225H261V227H260V229L258 230V231H256V232H252V230H250L251 228H253L252 226H250L249 227V225H248V227H249V230H248V232L249 233H251L250 235L248 234V237H243V236H240V233H239V236H238V234H236V235H232V237L230 236V234H232V233H230L229 232V235H228V233L227 232H221V233H218V232H214V233H212V232H208L204 227H201V228H199L200 229V231H199V235L202 233L203 235H201V240H200V236H199V238H198V243L200 242H202L203 243V245H205V247L203 246V247H201V245H200V243L198 244V249H195V247H193V248H191L190 246L188 247L187 245H183L179 250H177L178 252L181 250V252H183V256L185 257V258H183V259H185V262H184V264H264V196H262V195H264V187H262ZM22 187V188H21ZM134 187V188H133ZM143 187H145V188H143ZM194 187H192V188H190L191 190H194ZM256 187V188H255ZM257 187H260V189L259 188H257ZM12 188V189H11ZM13 188H15V189H13ZM35 188V189H34ZM131 188V189H130ZM142 190H145V189H147L146 188V185H144L143 186V184H142ZM200 188H202V185H200L199 186V189ZM261 188H263V189H261ZM11 189V190H10ZM18 189H21V190H19L18 191ZM189 189V190H190ZM198 189V190H199ZM258 189V190H257ZM3 190H0V192L1 191H3ZM8 190H10V192L8 191ZM14 192H13V191ZM189 190H187L186 191V193H184L185 195L184 196H189V198L192 200L193 199V197L191 196V195H193V192L195 193V192H198V191H196V189H195V191H191L190 193H189ZM200 190H203V189H200ZM261 190H262V192H261ZM13 192V194L15 193H17L18 194V192H19V194L18 195H13L12 194V192ZM15 191H17V192H15ZM11 193V195H10V197L8 196L9 194ZM187 194H189V195H187ZM199 193H196V194H194V195H198ZM251 194V195H250ZM252 194H254L253 196H252ZM262 194V195H261ZM13 195V196H12ZM258 197V198H256V196ZM250 196V197H249ZM8 197V198H7ZM182 197H183V195L181 196V198L179 197L178 199V202L176 203V205L175 206H171V210H173V213H172V211L168 208V207H166L168 210H166V208H165V210H166V213H164L163 215H161L160 216V218L162 219V221H161V219L158 217V218H156V219H154V222H153V220L152 219H150V223L147 225L146 224V221H143V222H145V224L141 221V223L140 222H136L138 225H140V224H142V225H140V226H142V228H144V226H146V227H148L147 229H146V227L144 228V229H142L141 230V227L139 226H137L138 228H139V230H138V228H136L135 227V225H136V223H134V227H133V229H131L132 230V232L131 231H129L128 230V232L126 231V233L125 232H121L120 234H123V235H125V236H123L122 235V237H120L118 234L116 235L117 237L116 238H114V240L112 239L113 237H111L112 235H108V234H106L107 236H109L108 238H106L107 239V241H104L105 240V238L103 237V236H101V234H100V236H101V238L100 239H102V238H104V240L103 241H98L97 242V238L96 237H98L99 236V231H100V229H98V223H100V224H104L106 221H107V219H108V217H107V215L105 214H103L102 212V214H100V215H102V217H107V219H105V218H102L100 215H99V213L100 212H98V213H96L95 215L96 216H91L89 219H87L88 220V222L86 223V222H84V225L82 224V226L80 227V226H78V220H77V218H76V216H73V215H75L74 213H75V210H73L72 212V214L73 215H70L69 216V219H70V221H69V219H68V217H67V220H66V223H64L63 224V226H62V228H60L62 231L64 230V228H66V226H68V225H71V228H70V230L69 231H71V232H69V231H67V232H64V233H62V232H60L61 230L60 229H58V231L56 230V232H54L53 234L51 233V236L49 237V238H52V237H54L55 239H56V237H58V239H56V241L58 242L59 241V243H56V241H55V244H50V245H47V246H44L43 245V242L42 243H39L37 246H36V244L33 242V244H32V242H31V247H34V244H35V247H34V249L31 251V254L29 255V256H27L28 258H26L25 257V253H26V248H25V246H22V250H23V247H24V250L25 251H22V254H21V256L23 255L24 256V258L23 257H19V255L17 256V257H19V259H18V261H17V257L15 258L16 259V261L19 263V264H27L28 262V264H63V263H65V253L67 252V251H69L68 250V248H70V245L72 246V243H73V240H75V239H77L78 238V240H77V242L79 241V240H81V239H83L84 240V242H85V244H86V242H88L87 240H85V239H88L87 237H90L91 235H93V234H91L92 232H95V231H97L96 229H98V232H97V235L98 236H96V235H94V239H88L89 240V242L88 243H90V242H94V241H96V243L95 244H93V243H90L91 245H92V247H93V245H95L97 248H91V250L93 251V253L91 252H87V250L91 247V245L90 244H88V245H90V246H88V249H86V247H84L83 248V246L85 245V244H83L82 243V241L80 242V244H77V242L76 243H74V245L75 244H77V245H75V247H73V248H75L74 249V251H72L73 253H72V257L70 258V261H71V263H72V259H75V263H74V261H73V263L74 264H111V263H113V264H127V263H129V262H131L132 263V261L131 260H133L135 263L134 264H137V263H139V260L141 259H143L144 257H142L141 255V253L143 252V248L145 249L144 250V252L146 251H148V253L150 254V256L152 255V254H154L155 256H161L160 254H162L163 252V254H162V256H167L168 257V255L169 256H173L174 254H175V252H173L174 250V248L173 247H171L172 248V250L170 251V250H168V249H170V247H164V244H170L171 242H168V241H170L171 239H173V238H175V237H177V236H179L177 233H175V232H177V230L175 231L173 228L174 227H172V231H170L169 229H167L166 231L164 230L165 229V227H167L168 225H174L175 226V220L174 219H172L171 221L168 219V218H170V216L173 214V215H176L175 217H178V216H180V215H182V213L184 212V209L186 208H189L190 207V205H193L194 204V200L193 201H191L190 202V200L189 199H187L186 197H185V199H186V202L184 201H182L183 199H182ZM198 197V196H197ZM196 197V199L198 200V198ZM3 198L4 197H2V199L1 200H3ZM180 199H182V200H180ZM184 199V200H185ZM249 199H251V200H249ZM253 199H256V201L254 200V202H253ZM199 200H200V198H199ZM197 201V202H200V201ZM183 203H182V202ZM190 203H189V202ZM250 201V202H249ZM179 202H181L180 204H178ZM197 202H195V204L197 203ZM202 202V201H201ZM200 202V203H201ZM84 203H81L80 204V208H82L84 205H83ZM129 204H130V202H129ZM186 204V205H185ZM194 204V205H195ZM199 204V203H198ZM198 204L195 206L196 208H199L200 207V204H199V206H198ZM251 204V205H250ZM256 204H258V206H256ZM261 204V205H260ZM171 205V204H170ZM181 205L183 206V207H181ZM184 205H185V207H184ZM194 205L193 206H191V207H194ZM235 205H237V204H235ZM237 205V206H238ZM133 206V205H132ZM164 206V205H163ZM165 206H166V204H165ZM167 206H169V204L167 205ZM255 208V209H257V210H253V208ZM255 206V207H254ZM22 207V206H21ZM78 207V208H79ZM181 207V208H180ZM194 207V208H195ZM239 207V206H238ZM238 207H236V208H238ZM251 207V208H250ZM259 207V208H258ZM16 208H18L17 210H15ZM77 208V209H78ZM172 208H174V209H172ZM184 208V209H183ZM261 208H263V210L261 209ZM12 210H14L13 211V213L14 214H11L12 213ZM20 210V209H19ZM18 210V211H19ZM80 210V209H79ZM168 211V212H167ZM171 211V212H170ZM82 213L83 212V210H81V211H78V210H76V213ZM165 212V211H164ZM77 213V214H78ZM80 213V214H81ZM250 213H252L253 214V217H252V214H250ZM263 213V214H262ZM9 214H11V215H9ZM80 214H78V215H80ZM137 214H139V213H137ZM171 214V215H170ZM250 214V215H249ZM13 215H15L17 218H14V216ZM168 215H170V216H168ZM259 215H260V218L262 217V219H260L259 218ZM263 215V216H262ZM9 216V217H8ZM73 218H72V217ZM146 216V215H145ZM2 217V218H1ZM5 217V218H4ZM6 217H8L7 218V220H9V219H12L14 222L13 223H15V221L18 223V224H20L19 226H18V224L17 223H15V224H13V223H9L10 222V220L9 221H7L6 220ZM75 217V218H74ZM250 217H252V218H250ZM257 217V218H256ZM3 218H4V220H3ZM111 218V217H110ZM109 218V219H110ZM160 219V220H159ZM3 220V221H2ZM11 220V221H12ZM94 220H97V222L98 223H96V221L95 222H93ZM229 220H231V219H229ZM1 221L4 223V224H2L1 223ZM6 221V222H5ZM69 221V222H68ZM147 221H149V220H147ZM151 221H152V223L153 224H151ZM68 222V223H67ZM93 222V223H92ZM157 222V223H156ZM169 222V223H168ZM177 222V221H176ZM6 223V224H5ZM28 225V227L26 228V225ZM90 223H92V225L90 224ZM96 225H95V224ZM165 223H166V225L167 226H165ZM258 223V224H257ZM66 224V225H65ZM74 224V225H73ZM88 224V225H87ZM100 224H99V227H100ZM102 224V225H103ZM151 224V225H150ZM2 225V226H1ZM23 225H25V227H22ZM78 226V228H77V226ZM81 225V224H80ZM254 225H256V226H254ZM259 225V226H258ZM163 226H164V229H163ZM19 227V228H18ZM87 228V230H85L86 228ZM90 227H92V228H90ZM157 227V228H156ZM158 227H161L160 229L158 228ZM169 227V226H168ZM167 227V228H168ZM247 226H246V228H248ZM12 228V229H11ZM13 228H15V229H13ZM16 228H18V229H16ZM82 230H81V229ZM83 228H84V231H83ZM94 229L95 231H89L88 229ZM96 228V229H95ZM136 228V229H135ZM246 228L244 229V230H246ZM7 229V230H6ZM19 229L21 230V229H23L22 230V232L21 231H19ZM26 229H28V230H26ZM79 229L81 230V232H83L82 234H85V235H82L81 233H80V235H82V237L81 236H79V234H77V233H79ZM152 229H154V230H152ZM156 229H157V231H156ZM4 230H5V232H10V233H8V235H6L7 233H5L4 232ZM11 230H12V232H11ZM133 230L136 232H134L133 233ZM145 230V231H144ZM159 230V231H158ZM204 230H206L204 233H203V231ZM17 231V232H16ZM19 231V232H18ZM77 231V232H76ZM86 231V233H88L89 232V234H91L90 236L88 235V234H86V233H84ZM163 231V232H162ZM175 231V232H174ZM91 232V233H90ZM131 234H130V233ZM140 232H141V234H140ZM169 232V233H168ZM180 231H178V233H179ZM246 233L247 232V230L246 231H242V233ZM24 233V234H23ZM36 233V232H35ZM68 233V234H67ZM70 233V234H69ZM75 233V234H74ZM127 233H129V235L131 236H129V235H127ZM133 233V234H132ZM145 233V234H144ZM146 233H147V235H146ZM162 233H163V235H162ZM173 233H175V234H177V236H175V234H173ZM208 233V234H207ZM211 233V234H210ZM4 234H5V236H4ZM28 234V235H27ZM32 234V235H31ZM61 234H63V235H61ZM139 234V235H138ZM148 234H149V236H148ZM154 236H153V235ZM165 234V235H164ZM167 234V235H166ZM170 234V235H169ZM220 234V235H219ZM22 237H21V236ZM30 235V236H29ZM36 235V236H35ZM58 235H60V236H58ZM74 235H76V236H74ZM87 235V236H86ZM105 235V236H106ZM127 235V236H126ZM144 235V236H143ZM156 235V236H155ZM169 235V236H168ZM172 235H174L173 237H171L170 238V236H172ZM216 235V236H215ZM28 236V237H27ZM56 236V237H55ZM64 237V239H62L63 237ZM74 236V237H73ZM106 236V237H107ZM135 236V237H134ZM142 238H141V237ZM166 236V237H165ZM168 236V237H167ZM208 236V237H207ZM218 236V237H217ZM220 236H221V238H220ZM227 237V238H224V237ZM230 236V237H229ZM6 237V238H5ZM33 237V238H32ZM60 237H62V238H60ZM86 237V238H85ZM149 237H151V238H149ZM158 237H159V239H158ZM165 237V238H164ZM180 237V236H179ZM17 238V239H16ZM53 238V239H54ZM70 238V239H69ZM85 238V239H84ZM135 238V239H134ZM164 238V239H163ZM170 238V240H168V239ZM206 240H205V239ZM214 238H215V240H214ZM218 238V239H217ZM10 239H12L11 240V242H12V244H10L11 242H10ZM14 239H16V241L14 240ZM28 239H27V241H28ZM53 239L51 240V241H53ZM54 239V240H55ZM60 239V240H59ZM71 239H73V240H71ZM97 239V240H96ZM116 239H118L119 241H121V242H116ZM121 239V240H120ZM134 239V240H133ZM141 239H143V240H145V241H142L143 242V245L141 244ZM167 239V242H165V240ZM220 239H226V241H224V240H220ZM227 239H233L232 240V242H230V243H228V244H226V246H228V247H226L225 245H224V243H227ZM37 240V239H36ZM64 240H66L65 242H61V241H64ZM92 240V241H91ZM124 240V241H123ZM140 240V241H139ZM175 240V239H174ZM181 240H182V238H181ZM183 240H189L188 238L186 239V238H183ZM209 240V241H208ZM218 240V241H217ZM219 240L223 243V245H222V249H220V243H219ZM70 241V242H69ZM113 241H114V243H113ZM126 241V242H125ZM135 241H137V242H135ZM138 241H139V243H138ZM161 241H162V243H161ZM172 241V240H171ZM176 241H177V239H176ZM178 241H179V239H178ZM215 241H217V242H215ZM8 242V243H7ZM10 242V243H9ZM14 242V243H13ZM68 242H69V244H68ZM78 242V243H79ZM105 242H107V243H105ZM124 242H125V245L127 244V242H128V244H130L129 245V248H131L132 250L130 251H128L127 249H129V248H126L125 249V246L123 245L124 244ZM129 242H133L134 244V246L132 247L131 246V243H129ZM163 242H165L164 244H163ZM207 242V243H206ZM7 243V244H6ZM67 243V244H66ZM99 243V244H98ZM102 243V244H101ZM118 243H120V244H118ZM212 243V244H211ZM219 243V245L220 246H218V245H216V244H218ZM59 244H60V246H59ZM63 244V245H62ZM82 244H83V246H82ZM109 244V246L107 247V245ZM112 246H111V245ZM155 244H156V247H155ZM208 244V245H207ZM210 244V245H209ZM9 245V246H8ZM52 245V246H51ZM66 245V246H65ZM87 245V244H86ZM105 246V248H104V250H102L103 248H101L100 246H102V247H104ZM141 245L143 246V247H141ZM146 245V247H144ZM159 245V246H158ZM213 245V246H212ZM6 246V247H5ZM11 246V247H10ZM21 246V245H20ZM20 246H17V244H16V249L17 250H19V249H21V248H17V247H20ZM64 248H63V247ZM77 246H78V248H77ZM82 246V247H81ZM136 246H139L140 248H142V250L140 249L139 250V248L137 247V249L136 248H134V247H136ZM207 246V247H206ZM212 246V247H211ZM226 247V248H224V247ZM4 247V248H3ZM7 247H10L9 249L7 248ZM27 247V246H26ZM29 247V246H28ZM30 247V248H31ZM58 247V248H57ZM60 247H62V248H60ZM128 247V246H127ZM215 247H217V248H215ZM219 247V248H218ZM54 248H56V249H58L57 251H56V249H54ZM73 248L71 249V250H73ZM224 248V249H223ZM14 249V250H13ZM28 249V248H27ZM37 249V250H36ZM61 250V252H58V251H60ZM80 250V251H78V250ZM85 249V250H84ZM98 249H100L99 250V252H98ZM148 249V250H147ZM161 250V252L160 251H158V250ZM164 249V251H162ZM184 249H186V250H184ZM188 249V250H187ZM215 249H218V250H215ZM3 250V251H2ZM42 250V251H41ZM48 250V251H47ZM83 250V251H82ZM97 250V252L99 253H97V252H94V251H96ZM107 250V251H106ZM124 250V251H123ZM151 250H153L155 253L158 251V252H160V254L157 252V254H155V253H151ZM202 250V251H201ZM211 250V252L209 253V254H207L209 251ZM20 251V250H19ZM40 251V252H39ZM44 251H45V253H44ZM63 251H64V254H62L63 253ZM84 251H86V252H84ZM102 251V252H101ZM112 253H111V252ZM133 251V252H132ZM152 251V252H153ZM176 251V252H177ZM196 251V252H195ZM10 252V253H11ZM21 252V251H20ZM20 252H18V254H20ZM37 252L39 253V254H37ZM51 252V253H50ZM80 252H82L81 254L84 256V258L81 256V254H78V253H80ZM101 252V253H100ZM122 252V253H121ZM123 252H125V255L126 256H124V253ZM135 252V253H134ZM143 252V253H144ZM146 252H145V254H146ZM171 252V253H170ZM174 254H173V253ZM191 252L193 253V255L191 254ZM13 253V252H12ZM84 253V254H83ZM87 253H88V255H87ZM105 253V254H104ZM120 253V254H119ZM134 255H137V253H139L140 255L138 256L137 255V258H139V260L137 261V258L135 257V256H132L133 254ZM166 253V254H165ZM180 253V252H179ZM195 253V254H194ZM197 253H200V255L201 256H199V255H196ZM201 253H203V254H201ZM5 254V255H4ZM7 254V255H6ZM48 254V255H47ZM123 254V255H122ZM132 254V255H131ZM144 254V255H145ZM168 254V255H167ZM10 255V254H9ZM40 256L41 257V259H40V257H35V256ZM80 255V256H79ZM102 255H107V256H104V257H102ZM130 255H131V257H130ZM186 255V256H185ZM192 256V260H190L191 258V256ZM197 256V258H196V256ZM7 256V257H6ZM11 256V255H10ZM34 256V257H33ZM48 256H50V258L48 257ZM89 256V257H88ZM95 258H94V257ZM115 256V257H114ZM128 256V257H127ZM161 256V258H167V257H162ZM188 256H189V258H188ZM199 256V257H198ZM203 256V257H202ZM2 257H4V258H2ZM33 257V259H31V258ZM47 257V258H46ZM79 257H82V258H80V259H78L77 260V258H79ZM107 257V258H106ZM125 257H127V258H125ZM22 258V259H21ZM45 258V259H44ZM204 258V259H203ZM2 259V260H1ZM6 259V260H7ZM24 259H26V260H24ZM31 259V260H30ZM36 259V260H35ZM38 259H40L39 260V262H37L38 261ZM82 259V260H81ZM85 259V260H84ZM188 259V260H187ZM194 259V260H193ZM201 259V260H200ZM22 260H24V261H22ZM33 260V261H32ZM81 260V261H80ZM106 260V261H105ZM129 260V261H128ZM36 261V262H35ZM78 261V262H77ZM184 261V260H183ZM186 261H188V262H186ZM190 261L192 262V263H190ZM198 261H199V263H198ZM13 262V261H12ZM15 263V261H14V263L15 264H18V263ZM33 262V263H32ZM106 262V263H105ZM163 262V261H162ZM72 263V264H73ZM145 263V262H144ZM5 264V263H4ZM9 264V263H8ZM10 264H11V262H10Z\"/></svg>",
    "mask_w": 264,
    "mask_h": 264
},
{
    "label": "built area",
    "instance_id": "obj_3",
    "mask_svg": "<svg viewBox=\"0 0 264 264\" xmlns=\"http://www.w3.org/2000/svg\"><path fill=\"white\" fill-rule=\"evenodd\" d=\"M130 0H114L119 8H123Z\"/></svg>",
    "mask_w": 264,
    "mask_h": 264
}]
</instances>
